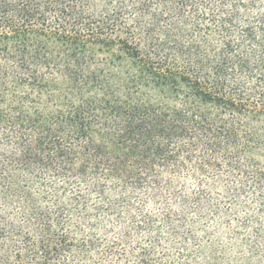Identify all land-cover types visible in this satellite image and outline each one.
<instances>
[{
  "label": "trees",
  "instance_id": "1",
  "mask_svg": "<svg viewBox=\"0 0 264 264\" xmlns=\"http://www.w3.org/2000/svg\"><path fill=\"white\" fill-rule=\"evenodd\" d=\"M0 264H264V0H0Z\"/></svg>",
  "mask_w": 264,
  "mask_h": 264
},
{
  "label": "rangeland",
  "instance_id": "2",
  "mask_svg": "<svg viewBox=\"0 0 264 264\" xmlns=\"http://www.w3.org/2000/svg\"><path fill=\"white\" fill-rule=\"evenodd\" d=\"M213 228V227H212ZM211 235H212V239H205L204 244L202 245V248H198L196 250V254H198V251L200 249V254H198L200 257L203 255L201 254V252L203 253L202 249H206L208 248V245L210 244V242H212V245L218 246V247H227V249L231 248V241H230V236L228 233V230H223V231H217V229L213 228V230L211 231ZM197 257V258H200ZM201 257V258H202Z\"/></svg>",
  "mask_w": 264,
  "mask_h": 264
}]
</instances>
